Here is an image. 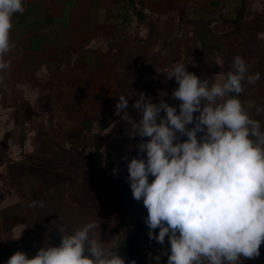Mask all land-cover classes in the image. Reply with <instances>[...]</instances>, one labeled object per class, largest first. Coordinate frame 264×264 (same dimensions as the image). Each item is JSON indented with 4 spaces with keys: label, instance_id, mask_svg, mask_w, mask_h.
Here are the masks:
<instances>
[{
    "label": "crops",
    "instance_id": "0c3cea01",
    "mask_svg": "<svg viewBox=\"0 0 264 264\" xmlns=\"http://www.w3.org/2000/svg\"><path fill=\"white\" fill-rule=\"evenodd\" d=\"M23 7L22 14L13 16L10 43L15 46L5 56L10 68L0 85V264H6L12 248L37 252L44 244L60 243L56 237L48 241L46 234L33 235L31 228L39 224L29 209L30 186L65 183L63 165L67 173L87 177L82 175L79 155L68 144L44 141L48 131L37 127V113L33 111L31 117L33 106L51 98L58 99L60 106L66 104L70 112L61 117L53 112L49 118L50 134L74 135L93 156L111 152L112 147L127 150L121 139L112 145L107 137L117 140L128 135L125 125L118 131L112 129L127 121L115 108L120 94L129 97L125 111L133 120L140 119L132 107L139 93L154 103L166 93L164 101L174 102L179 111L180 101L172 98L178 84L174 78L167 79V72L181 63L180 51L194 55L198 49L191 40L194 27L214 26L212 51H201L197 57L203 58L185 64L186 70L197 71V64L220 53L221 59L230 60L224 63L225 74L231 62L228 38H239L244 24H264V0H23ZM197 43L200 48L201 42ZM32 70L37 77L27 76ZM64 80L69 81L70 92H78L76 111L58 94ZM115 119L118 122L112 123Z\"/></svg>",
    "mask_w": 264,
    "mask_h": 264
},
{
    "label": "clouds",
    "instance_id": "9594fccd",
    "mask_svg": "<svg viewBox=\"0 0 264 264\" xmlns=\"http://www.w3.org/2000/svg\"><path fill=\"white\" fill-rule=\"evenodd\" d=\"M23 12V0H0V85L10 68L5 56L15 46L13 16ZM173 78L179 111L164 101L166 93L156 103L138 94L132 107L139 121L127 116L126 94L115 105L130 125L129 138H141L138 155L123 159L132 197L147 209L148 237L160 245L168 238L170 252L162 253L167 264H242L241 256L258 258L264 243V130L239 95L243 82L255 84L259 73L248 75L245 60L236 55L232 70L214 81L182 63L167 72V79ZM96 227L88 222L72 233L56 227L63 233L58 246L44 244L31 258L16 251L6 264H125L117 249L100 241Z\"/></svg>",
    "mask_w": 264,
    "mask_h": 264
},
{
    "label": "rangeland",
    "instance_id": "374dc122",
    "mask_svg": "<svg viewBox=\"0 0 264 264\" xmlns=\"http://www.w3.org/2000/svg\"><path fill=\"white\" fill-rule=\"evenodd\" d=\"M243 27L244 33L241 31L239 38L236 35L229 37L230 39L228 38V44L231 49V62L227 72L232 70L234 57L240 55L247 64L248 75L259 73L260 78L255 84H249L246 80L243 82L244 90L239 95V99L250 117L257 119L261 123V129L264 130V24L256 25L247 23L244 24ZM212 28H214V26L210 24L195 26L194 32L191 35V40L192 42H196L195 45L198 49L193 50L194 55H190L188 50L183 49V51L177 54L178 62L188 64L191 60L198 59L199 61L203 56H201L202 58L197 57V54L201 53V51H212L211 42H213L214 38L211 31ZM226 33L223 34V36H226ZM202 39H205V41L202 42ZM199 41L201 42L200 48L197 43ZM218 47V45H215V48ZM227 50H229L228 47ZM208 57L209 58L206 60L209 61L203 60L201 61L202 64H197L199 65L197 71H192L190 69L189 72L194 73L201 79L207 78L209 81H214L225 75L224 63H229V57L223 56V59H221L220 53H213ZM220 65L223 67H220ZM27 76L37 77L36 70H32ZM42 77H46L45 74H43ZM42 80L43 79L39 82H42ZM34 81H36V78ZM61 84L62 87L58 90V94L65 97L69 105L73 104V107L77 105L79 107L77 101L78 92H70L72 90L67 80H64ZM35 99H38V96H36ZM57 100H52V98L51 100L42 99L38 106L35 105L31 108V117L33 116V111L37 113L35 116L36 118H34L37 127L39 125L44 132L48 131L45 135L46 137H42L45 138V142L49 140H57V142H60L61 140L64 145L68 144L69 149L72 150L74 155H79V161L81 163L78 162V164H81V169L84 171L82 175H86L87 177H82L80 174L76 173L69 174L67 173L66 165H63L62 171L65 172L64 174L66 175V178H64L65 183H58L55 185L43 183L38 185L35 182V184L30 186L29 190L31 191L29 194H31V196L28 197V203L30 204L29 209L36 214L35 221L39 224L38 226L34 224L33 228H31L35 230L33 233V235L36 236L35 238H39L46 234L45 237L48 241L56 237L60 242V235L63 233H59L56 227H63L66 233H72L88 222H95L97 227L93 231L99 235V239L103 244L111 245L117 250L122 246H129L131 250L146 256L145 264H153L152 258L157 252L160 254V257L154 264H167V255L162 253L170 252L168 238L165 237L163 245L158 244L155 240L149 239V229L145 223L147 209L144 207L142 200L137 202L133 199L127 180V162L123 157L127 156L128 159H131L138 155L135 146L140 142L141 138L138 136L129 138L127 135L121 138L117 136V140H115L116 137L107 135L108 138H111L110 143L112 145L116 142L118 144L121 139V141L125 143L124 145L127 147V150L126 148L123 149V147H121V149L119 147H112L111 152L103 151L104 153L100 154V156H98V154L93 156L91 153H88L89 151L86 152V148L83 149V142L79 141V139H75L73 137L74 135L70 137L62 136L60 138L56 137L54 133L50 134L52 132L49 131V129L52 123L49 121V118L54 115L53 112H56V114L58 113L60 117V114L70 112L69 109L65 110V108L67 109L66 104L60 106ZM65 100L61 99L62 103H64ZM174 104V102H170V105L174 106ZM257 107L262 109L259 114L256 113ZM76 110L77 107L73 108V111ZM84 110H86L85 107ZM85 118H88V115H86ZM137 120L136 118V121ZM113 122H118V119L113 120L112 123ZM57 123H59L58 117ZM31 125L32 128H34L33 121ZM124 125L127 128L130 127L128 122L125 121L121 123V125L116 123V126L112 129L118 131ZM25 139H28L30 142L33 141L32 137H25ZM143 139L146 140L148 138L145 137ZM181 139H186V137H181ZM85 140L86 138L84 141ZM84 146H86V143H84ZM130 146L131 150H129ZM139 155L144 156L145 154L139 153ZM92 158L94 160H92ZM87 173L91 174V176L89 177ZM152 179L153 177L150 176L149 182H151ZM41 204L43 206H40ZM38 227L44 231L43 234L39 233L41 231L38 230ZM155 231L158 232V229ZM124 240L125 243L128 244H122ZM45 245L47 246V244ZM50 245L58 246V244ZM24 249L21 247L17 250L16 248H12L11 251H22L26 253L29 258L33 257L35 255L34 253H36L34 250H30L29 247ZM12 254V252L8 254L7 260ZM241 261L242 264H264V243L260 246V255L258 258L247 259L241 256Z\"/></svg>",
    "mask_w": 264,
    "mask_h": 264
},
{
    "label": "flooded vegetation",
    "instance_id": "af4514ba",
    "mask_svg": "<svg viewBox=\"0 0 264 264\" xmlns=\"http://www.w3.org/2000/svg\"><path fill=\"white\" fill-rule=\"evenodd\" d=\"M122 244H128V243H125V240L123 241ZM126 246V245H125ZM121 247L118 251H117V254L121 253V257L126 261V260H130V259H133V260H138L139 256L137 255L139 252H135L133 250H131V248H129V246L127 247ZM146 258V256H144Z\"/></svg>",
    "mask_w": 264,
    "mask_h": 264
},
{
    "label": "water",
    "instance_id": "95a60500",
    "mask_svg": "<svg viewBox=\"0 0 264 264\" xmlns=\"http://www.w3.org/2000/svg\"><path fill=\"white\" fill-rule=\"evenodd\" d=\"M121 253H119L118 255L120 256ZM137 255L139 256V258H138V260L135 261V264H145L146 258L144 257V255L142 253H138ZM132 260L133 259L126 260L125 264H129V262L132 261Z\"/></svg>",
    "mask_w": 264,
    "mask_h": 264
},
{
    "label": "trees",
    "instance_id": "16d2710c",
    "mask_svg": "<svg viewBox=\"0 0 264 264\" xmlns=\"http://www.w3.org/2000/svg\"><path fill=\"white\" fill-rule=\"evenodd\" d=\"M227 73V72H226ZM160 254L159 253H155V256L152 258V262L153 264L158 260V259H155V257L159 256ZM160 257V256H159Z\"/></svg>",
    "mask_w": 264,
    "mask_h": 264
}]
</instances>
